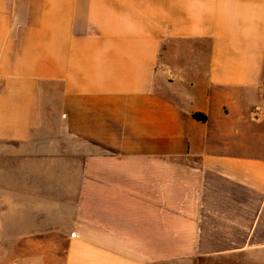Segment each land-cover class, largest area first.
<instances>
[{
    "label": "crops",
    "instance_id": "1",
    "mask_svg": "<svg viewBox=\"0 0 264 264\" xmlns=\"http://www.w3.org/2000/svg\"><path fill=\"white\" fill-rule=\"evenodd\" d=\"M204 260L264 264V0H0V264Z\"/></svg>",
    "mask_w": 264,
    "mask_h": 264
},
{
    "label": "rangeland",
    "instance_id": "2",
    "mask_svg": "<svg viewBox=\"0 0 264 264\" xmlns=\"http://www.w3.org/2000/svg\"><path fill=\"white\" fill-rule=\"evenodd\" d=\"M202 264H214V260H204Z\"/></svg>",
    "mask_w": 264,
    "mask_h": 264
},
{
    "label": "trees",
    "instance_id": "3",
    "mask_svg": "<svg viewBox=\"0 0 264 264\" xmlns=\"http://www.w3.org/2000/svg\"><path fill=\"white\" fill-rule=\"evenodd\" d=\"M195 118L201 121L205 120V117H203L202 115H195Z\"/></svg>",
    "mask_w": 264,
    "mask_h": 264
}]
</instances>
